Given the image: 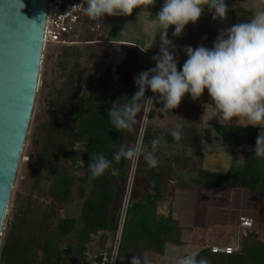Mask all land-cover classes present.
I'll return each mask as SVG.
<instances>
[{
    "label": "trees",
    "instance_id": "1",
    "mask_svg": "<svg viewBox=\"0 0 264 264\" xmlns=\"http://www.w3.org/2000/svg\"><path fill=\"white\" fill-rule=\"evenodd\" d=\"M163 2L156 0L155 4L163 5ZM94 22L86 17L82 29L90 34L89 26ZM51 46L68 53L69 46L48 45ZM70 51L75 57L80 54L75 47H70ZM113 98L98 86L90 85L87 90L73 86L72 73L67 75L66 84L57 96V104L63 107L61 111H56L51 121L42 123L36 129L31 147L36 150L38 159L35 179L38 182L44 175L48 176L47 196L50 199L58 205H68L72 200L73 186L78 183L79 215L76 218H61L50 207L40 211L31 195L25 204L16 199L12 221L0 249V264H82L93 236L101 233V242H105L106 233L114 235L130 160L122 158L119 163L113 161V167L118 170L115 176L108 172L93 179L87 169L93 151L103 153L111 160L121 146L129 147L134 143V137L129 132H117L108 119ZM213 128L231 154H240V145L250 146L251 151L244 155L241 169L231 168L225 174L200 169L192 184L247 189L264 202V158L253 153L258 129L221 124ZM146 138L147 135L145 141ZM79 160L84 166L78 165ZM77 170L82 172L79 177L74 174ZM141 174L148 183H153V193L144 199L138 197L131 200L117 264H128L132 255L140 256L142 251L152 250L161 254L165 244L180 243L177 223L170 216L163 217L157 213V206L162 200L159 176L156 167L150 168L143 157L139 159L136 170L138 180ZM135 249L139 250L134 253ZM198 252L199 257L206 258L209 264H264V241L256 240L251 232L241 237L239 249L232 254H214L210 247ZM95 261L101 264L102 255H98Z\"/></svg>",
    "mask_w": 264,
    "mask_h": 264
},
{
    "label": "crops",
    "instance_id": "2",
    "mask_svg": "<svg viewBox=\"0 0 264 264\" xmlns=\"http://www.w3.org/2000/svg\"><path fill=\"white\" fill-rule=\"evenodd\" d=\"M226 4L229 11L223 21L213 20L214 13L206 9L200 19L195 24L187 25L179 37H173L174 27H170L168 39L175 45L178 70L187 59L183 51L186 46L193 49L200 45L211 48L221 31L236 23H246L257 11H264V0H231ZM161 7L162 4H155L145 10L141 6L140 9H134L131 16L108 17L104 28L97 33L99 37L84 42L94 46L93 86L105 89L111 98L114 97L110 108L115 102L131 99L137 91L133 78L140 72L153 68L152 57L160 42L154 20ZM124 27L125 34L119 35ZM82 31L83 29H80L79 35ZM137 46H141L145 51H141ZM105 84L107 87H104ZM211 103L207 90L196 101L185 95L180 106L171 113L180 119L167 124L161 123L157 117L163 119V116L155 111L162 105L154 103L145 145L150 149L153 139L161 141L155 152L159 161L156 172L162 196L157 213L163 217L170 216L177 223L180 243L165 244L161 254L152 250L142 251L140 257L148 254L153 264H175V260L186 252L200 251L211 246H236L242 237L239 218L249 217L254 220L262 211L264 202L250 190L192 184L200 169L219 174H225L231 168L241 169L243 161L240 159L244 160V155L251 151L248 145H240L238 155L228 151L214 131V125L244 124L237 123L235 118L232 122H219L215 118L209 120L211 109L204 108V105ZM137 124L134 130L129 132L130 136L134 134ZM176 124L182 125L183 132V138L178 142L174 141L170 134ZM255 128L258 129L259 135L260 128ZM138 181L135 198L144 199L153 193V183H148L144 175L141 174ZM241 198V203L237 202ZM109 235L106 233L105 242H101V233L91 238L82 264H97L95 258L98 255H106V248L110 246ZM138 250L135 249L134 253Z\"/></svg>",
    "mask_w": 264,
    "mask_h": 264
},
{
    "label": "clouds",
    "instance_id": "3",
    "mask_svg": "<svg viewBox=\"0 0 264 264\" xmlns=\"http://www.w3.org/2000/svg\"><path fill=\"white\" fill-rule=\"evenodd\" d=\"M155 3L156 0H81L77 7H83L96 27L103 29L104 17H128L134 9L143 6L148 10ZM206 9L214 13L213 20L221 21L226 19L229 11L226 0H164L154 20L160 37L159 53L152 57L155 67L133 78L137 91L126 102L113 103L107 113L108 119L117 132H132L138 117L143 118L141 113L154 109V103H159L162 107L155 111L163 119L157 118L162 124H167L180 119L171 113L180 106L185 95L196 101L207 90L212 101L204 105V108L211 109L209 120L232 122L235 118L245 127H259L253 153L264 158V11H257L246 23H236L221 31L211 48L186 46L183 51L187 59L178 70V56L175 55L173 41L168 39V29L174 27L172 35L179 37L185 27L195 24ZM124 29L119 35L125 34ZM137 47L145 51L141 46ZM146 90L151 91L152 98L145 97ZM148 122L144 119L145 125ZM181 129L182 125L176 124L170 130L174 141L183 138ZM160 144L159 139H153L149 149L141 138L132 146H121L111 160L103 153L93 151L87 169L93 179L108 172L115 176L118 170L113 167V161L119 163L122 158L138 161L141 157L150 168H155L159 163L155 152ZM78 165L84 166L83 161L79 160ZM113 257L115 264L119 259L118 251L113 253ZM129 264H153V261L148 254L143 257L132 255ZM175 264L209 262L199 257L198 251H189L178 257Z\"/></svg>",
    "mask_w": 264,
    "mask_h": 264
},
{
    "label": "water",
    "instance_id": "4",
    "mask_svg": "<svg viewBox=\"0 0 264 264\" xmlns=\"http://www.w3.org/2000/svg\"><path fill=\"white\" fill-rule=\"evenodd\" d=\"M46 0H0V237L31 119Z\"/></svg>",
    "mask_w": 264,
    "mask_h": 264
},
{
    "label": "rangeland",
    "instance_id": "5",
    "mask_svg": "<svg viewBox=\"0 0 264 264\" xmlns=\"http://www.w3.org/2000/svg\"><path fill=\"white\" fill-rule=\"evenodd\" d=\"M96 37H99L97 33L89 34L85 29H83L78 37L80 43L74 46H69L67 49L68 53H64L63 49L57 46H46L42 49V60L37 92L34 97L31 119L28 125L20 162L16 171L13 189L10 194L7 212L3 220L0 237V249L12 221L15 200L18 198L23 204H25L28 197L31 195L33 197V201H35L36 205L39 206L40 211L45 207H50L51 210H56L61 218H76L79 215L80 200L77 194L78 183H75L73 186L71 203L61 206L47 196L49 188L48 176L44 175L40 181H36L35 177L38 169V159L36 157V150L31 147V140L34 132L36 129L41 127L42 123L51 121L56 115V111H61L60 108H62L63 105L57 104V96L59 91L63 89L66 84L67 75H71L72 73L73 86H81L87 90L90 85H93L92 72L94 46L86 45L82 42V40H90L91 38ZM70 47H75V49H77L80 53L79 56L75 57L70 51ZM104 87H107V84H105ZM136 133L137 127L132 135L134 137V141ZM74 174L76 177H79L82 175V172L77 170ZM138 184L139 181L136 178L133 187V198H135L134 196ZM242 200L243 199L241 198L237 200V202L241 203ZM253 221L254 225L251 233L256 240L264 241V205L262 206L261 213H259ZM109 240L110 248L113 244V235H109ZM109 252L110 249L107 251V255ZM117 260L115 264H117Z\"/></svg>",
    "mask_w": 264,
    "mask_h": 264
},
{
    "label": "built area",
    "instance_id": "6",
    "mask_svg": "<svg viewBox=\"0 0 264 264\" xmlns=\"http://www.w3.org/2000/svg\"><path fill=\"white\" fill-rule=\"evenodd\" d=\"M81 3V0H46L45 4V17L43 27V49L48 45H59V46H73L79 44L77 39L80 29H82L83 20L88 17L83 7H77ZM108 17L103 19V27L107 23ZM102 29L96 27L95 22L89 26L90 33H99ZM160 42L157 51L154 55L159 53ZM155 67V64L153 65ZM146 98H152L153 94L150 90H146ZM152 109L146 110L143 118L140 117L137 124V133L134 144L139 140H145L148 132L149 122L147 125L144 124V119L150 121ZM138 161H130L127 172L126 181L121 193V201L118 210V218L115 226V232L113 235V244L110 247V252L102 257L101 264H114L113 253L119 251L121 237L127 217V211L130 202L133 198V187L136 179V170ZM254 225V221L249 217L239 218V227L242 229V236L247 232H251ZM239 249V244L236 246H211V253H222L229 255ZM116 262V261H115Z\"/></svg>",
    "mask_w": 264,
    "mask_h": 264
}]
</instances>
